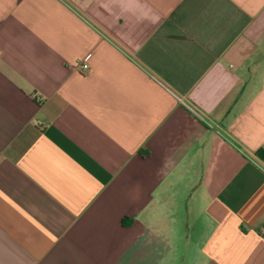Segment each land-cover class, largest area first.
I'll return each mask as SVG.
<instances>
[{"label":"crops","instance_id":"crops-1","mask_svg":"<svg viewBox=\"0 0 264 264\" xmlns=\"http://www.w3.org/2000/svg\"><path fill=\"white\" fill-rule=\"evenodd\" d=\"M259 150L264 0H0V264H264Z\"/></svg>","mask_w":264,"mask_h":264},{"label":"built area","instance_id":"built-area-1","mask_svg":"<svg viewBox=\"0 0 264 264\" xmlns=\"http://www.w3.org/2000/svg\"><path fill=\"white\" fill-rule=\"evenodd\" d=\"M87 59H83L77 64V69L81 72H87L89 69V64L86 61ZM174 95L177 97L178 101L188 110L190 111L199 121L205 124L209 128L220 129L221 126L217 123V121L209 115L204 109L195 104L193 101L185 97L184 95H180L174 92ZM261 234L264 236V226L261 227Z\"/></svg>","mask_w":264,"mask_h":264},{"label":"rangeland","instance_id":"rangeland-1","mask_svg":"<svg viewBox=\"0 0 264 264\" xmlns=\"http://www.w3.org/2000/svg\"><path fill=\"white\" fill-rule=\"evenodd\" d=\"M180 256H175L171 258V264H191L192 262V252L191 250L187 251V243L184 242L180 248Z\"/></svg>","mask_w":264,"mask_h":264},{"label":"trees","instance_id":"trees-1","mask_svg":"<svg viewBox=\"0 0 264 264\" xmlns=\"http://www.w3.org/2000/svg\"><path fill=\"white\" fill-rule=\"evenodd\" d=\"M257 155L264 161V150H259Z\"/></svg>","mask_w":264,"mask_h":264}]
</instances>
